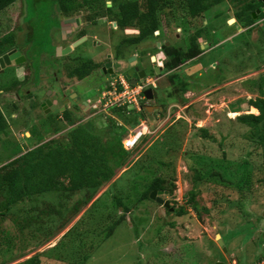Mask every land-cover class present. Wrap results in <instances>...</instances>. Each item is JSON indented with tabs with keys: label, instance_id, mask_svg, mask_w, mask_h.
Segmentation results:
<instances>
[{
	"label": "rangeland",
	"instance_id": "374dc122",
	"mask_svg": "<svg viewBox=\"0 0 264 264\" xmlns=\"http://www.w3.org/2000/svg\"><path fill=\"white\" fill-rule=\"evenodd\" d=\"M60 1L18 0L0 12V41L6 36L17 40L19 51L26 58L0 74V109L8 123L7 134L0 136V168L47 139L62 140L69 132L70 123L63 115L44 111L39 101L44 98L40 92L45 88L47 92L51 86L57 88L52 82L53 76L59 74L57 62L79 58L83 60L78 64L83 65L94 49L95 53L107 49L94 45L90 39L69 55L60 56L55 51L56 41L63 39L59 36ZM136 2L133 4L135 8L138 4L139 9L141 2ZM66 3L74 4L73 8L89 6L78 0ZM108 4L114 11L116 0ZM95 10L101 16L110 15L105 11L104 0L101 9ZM218 13L221 20H216ZM263 15L261 12L260 16ZM92 16V12L85 11L82 18L87 34H93L94 27L86 22ZM163 17L168 28L163 25L159 40L170 43L167 56L175 57L179 48L187 53L196 31L204 34L197 42H203L209 34L210 45L205 50L201 48L204 50L201 61L188 60L160 79L164 94L158 103L149 104L150 108L152 103L160 107L148 113L147 128L141 129L142 120L134 128L123 124L122 129L114 128V132L125 131L122 144L132 131L136 134L132 132L131 138L139 131L142 137L133 149L122 154L125 167L96 198L115 183L120 188L125 185L132 193L130 202L125 201L130 211L125 213L112 202L115 191L105 200L115 207L109 216L103 201L92 207V203L85 208L82 205L83 210L74 215L71 210L79 202L74 205L72 201L82 199L81 193L73 196L56 191L41 197L34 195L31 200L3 209L5 215H0V264L17 259L13 263L16 264L37 253L42 254V264H264V124L252 129L237 121L240 115L254 114L249 100L259 97L257 82H264V17L255 18L252 31L234 23L231 7L223 4L201 17L202 23L172 9L164 12ZM104 22H99V37L103 41L116 39L109 46L115 47L122 35L126 39L122 28L117 30L121 33L113 34L112 27L107 28ZM156 41L152 36L144 44L148 53L143 54L145 65L150 54H161L154 49ZM142 50L141 46L135 48L136 52ZM122 52L135 53L130 49ZM99 80L89 77L77 82L74 91L84 95ZM167 99L177 102L168 106ZM164 104H167L165 108ZM160 110L165 114L159 115ZM83 116L94 119L97 128L104 126L98 119L107 120L90 113ZM119 123L115 121L114 126H120ZM150 125L154 128H149ZM18 153L21 154L15 156ZM162 160L170 164L165 169L168 177H163L173 180L175 186L173 191L167 188L159 195L169 202V208L152 199L139 203L137 197L148 184L140 185L141 177L135 172L142 167L141 172L149 180L164 175L162 170L145 172ZM195 169L203 178L197 188L193 180ZM191 192L197 193L196 209L188 202ZM180 207L186 208L187 213L175 216L174 210ZM102 214L107 215L106 226L123 219L106 240L100 235L104 228ZM218 235L223 245L218 244ZM85 256H89L86 261Z\"/></svg>",
	"mask_w": 264,
	"mask_h": 264
},
{
	"label": "trees",
	"instance_id": "16d2710c",
	"mask_svg": "<svg viewBox=\"0 0 264 264\" xmlns=\"http://www.w3.org/2000/svg\"><path fill=\"white\" fill-rule=\"evenodd\" d=\"M17 1L18 0H0V12ZM67 1L71 2L72 0H61L60 2L62 5H60L63 10L61 11L66 17H69L72 11H76L77 8H73L74 4L67 5ZM133 2H136V0H116V5L114 6L115 12L108 8V13L117 16L119 26L122 28L136 26L137 29H139L140 35L137 38L131 39L133 44L139 43L140 40H144L147 37H152L156 31L163 30V25L165 24L163 23V14L168 9L179 12L181 16L189 15L192 17L191 20L198 19L202 23L200 18L204 17L213 7H218L222 4L228 5L232 9L236 23L239 24L241 28L247 29V31H252L253 29V27H251L255 23L253 13L255 14L257 9H261L262 12H264V0H140L141 6L139 9L138 4H136L135 8ZM137 10L139 13L136 12ZM215 16L216 20H221L220 13L215 14ZM259 17H264V15ZM165 25L168 28L167 22ZM203 35L204 34H201V32H195L190 39L191 46L187 53L179 48V53L177 52L175 57L172 55L167 56L170 50L166 48V57L169 58L166 67L168 69L179 68V65L186 63L188 60L195 63L200 60L201 55L204 56V51L201 49L197 39L202 38ZM206 37L209 38L210 35L207 34ZM16 43L17 42L12 37H4V39L0 41V55ZM197 57L198 59H194ZM171 58L172 60H170ZM92 62V60H88L79 69L74 71L79 79H85L91 76V74L98 69L99 66H94ZM28 82L29 78L27 79V83ZM256 91L259 97L254 100H249V105L253 107L251 110H253L254 114H243L237 118L240 124L252 129L260 128L264 124V82H257ZM104 103L105 102H102L100 104L101 109L105 107ZM144 103L145 101L143 104ZM166 105L167 104H164L162 107L165 108ZM127 108V106H113L104 113H100L101 118L107 119L105 122L98 119L99 123H104L103 128H97L94 119L84 121L85 116L74 119L70 113L65 112L64 118L72 126H76L66 133L62 140L60 138H55L45 143H40L31 151H27L22 156L11 160L0 168V215H5L3 209H9L27 200H31L34 195L41 197L46 193L56 191L71 194L73 196L81 193L82 199H80V197V200L74 201L73 199L72 201L74 205L79 202L71 210H74V215L76 216L80 210H83L81 207L82 205L85 208L92 203V207L94 204L100 203L101 201H103L102 205L105 206L106 211H108L106 214L109 216L110 212H114L113 209L115 207L113 208L112 204L109 206V202L106 203L105 200L106 197L111 196L114 191L112 202L115 203L117 208H122L123 212L128 213L130 209L125 204V201L130 202L132 193L125 185H123L124 188H120V184L115 183V186L113 185L109 191L102 193L96 198L101 190H103L119 171L125 167V163L121 161L123 158L122 154L127 152L123 148L121 142L124 138L125 131L114 132V128L122 129V124L134 128L138 125L140 120L143 121V119L149 116L146 110L137 113V111L132 109L129 111ZM256 109L259 111L258 115H255V113H258ZM158 113L159 115L165 114L163 112ZM115 121L117 123L121 121L122 123H119L120 126L117 127L114 126ZM7 128L8 123L0 109V136L7 134ZM150 128L153 129L154 126L150 125ZM203 131L205 132V130ZM19 154L21 153L15 156ZM169 166L170 164L162 160L158 162L157 165L152 164V169L145 167V169L147 168L145 172H148V170L152 173H157V171L160 170L163 171L164 175H159L151 180L143 175L142 167L140 171L135 172L136 175L141 177L140 185H142L143 182L146 183L144 186L148 184L146 190L137 197L139 203L151 200L150 194L154 191L163 192L166 191L167 188L173 191L175 188L173 180H168L163 177H168L165 169ZM127 171L128 170L124 173H127ZM197 171L195 169V176L193 179L195 188L199 187V182L203 179L201 177L202 175L200 176L199 171ZM251 188L252 186H250L249 189ZM126 192H128V194ZM196 194V192H191L188 195V202L194 209L197 207L195 201ZM134 197L136 196L134 195ZM80 201H83V204H80ZM168 213L171 214L172 212L168 210ZM173 213L175 216L181 217L187 212L186 208L180 207L175 209ZM107 215L102 214L101 216V225L104 227L100 234L103 235L102 240L110 238L116 230L118 223H121L123 220L106 226L107 224L104 219H107ZM41 255L42 254L37 253L16 264H42ZM88 259L89 256H85L83 260L86 261ZM14 262H17V259L11 261L10 264Z\"/></svg>",
	"mask_w": 264,
	"mask_h": 264
},
{
	"label": "flooded vegetation",
	"instance_id": "af4514ba",
	"mask_svg": "<svg viewBox=\"0 0 264 264\" xmlns=\"http://www.w3.org/2000/svg\"><path fill=\"white\" fill-rule=\"evenodd\" d=\"M78 1L80 3H84L89 6L84 7V6L79 5L80 7L77 8L76 11L75 10L72 11L69 17H66L64 13L61 11L62 25L60 27L59 36L60 38L63 37V39H60V42L56 41L57 44L55 47V51L57 49L60 56L62 54L64 56H66L67 54L69 55L73 51L77 52V48H79V46L74 47V44L82 39H85L83 43L92 39L94 45L98 47L104 46L107 49H104L101 51L99 50L97 53H95V49L93 50L92 52L93 55H90L88 60H92L93 65L94 66L98 65L99 67L97 70H95L91 74V76H88L85 79H79L78 75L74 73L75 70L79 69L82 66L81 64H78V63L83 59H79V58L71 59L70 58L68 59V61L64 59L59 60L60 62H57L59 74H57L56 76H53L52 78V82L54 83V85L57 84V88H55V86L54 87L51 86L50 92H47L48 91L47 88L44 89V92H40V93H43V96H44L43 100L42 99L39 100L41 109L47 112H51V111L60 112L63 115L62 116L63 119H64L65 112H68L71 115H75L73 116L74 119L80 118L84 113H92V111H94L96 108L97 109L99 108L100 104L92 105V100H91L92 98L90 97L95 98L96 94H98L100 90L101 92L103 91L107 92L105 90L108 88V86H110L112 83H114L118 79L126 78L127 72L131 69H134L135 72H133V75L131 76L130 80L126 78L128 81H131V82H133L134 80L140 81L139 73L142 71L145 73L144 80L148 79L149 82H152L151 80L153 79L155 81L154 82L156 86L155 93L157 94L158 98L156 97L157 99L149 101L148 104H151V102H157V100L160 97L162 98L164 93L159 84V81L161 78H163V76L164 77L168 76L172 71H168V68L165 66L166 64L164 63L165 62L164 59L166 58L165 60H167V57L164 58L162 56L150 54L149 57L147 58L148 63L147 65H145L146 63H144L145 59L143 60L144 58L143 54L146 56L148 53H146L147 51L144 50L146 49V45L144 44H146V42L148 44L151 37H147L144 40H140L139 43L133 44L131 42V39L137 38L140 35L139 29H137L136 26L122 28L121 26H119L118 21H117V16H115V14L110 13V15H103V16L99 15L98 14L99 12L95 9L96 7L101 9L103 0H78ZM109 1L110 0H104L105 11H108V8L110 9V6H109L110 4H108ZM85 11L92 12V15H93L92 19H89L86 22L88 26L94 27L93 34H87L84 32V25H83L84 22L82 18L84 17ZM261 12H262L261 9H257L256 18L258 19L260 18L259 16ZM69 20H71V22L67 23V21ZM101 20H105L103 25L107 26V28H110V26L112 27L111 29L113 31L111 30V32L113 34L121 33L120 31H117V30L122 28V31L125 33L124 37H126V39H122L123 37L122 35L120 41L119 40L116 41L118 43L115 47L109 46L108 44L110 42L113 43V41H115L116 39L103 41L99 37V33H100L99 31L101 28V25H99V22ZM235 23H236V19H235ZM251 27L254 28V26H251ZM128 28H132V29H128ZM211 32L213 33V31ZM132 33H136V34L133 35ZM127 35H129L128 38H127ZM153 36L158 39V41H156L155 43L154 49L159 51V53L166 55L165 49L170 48V43L165 41L164 39L162 41L159 40V37H161V33L159 31L154 32ZM17 45H18V42L16 43V46L14 45L8 48L6 51H4L0 55V57L8 53H11L13 51L18 52L19 47ZM139 46L143 48L142 52L135 51V48H138ZM69 47H72L71 52L64 54L65 49ZM128 49H130V51L135 52V53L126 55L127 53L122 52V50H128ZM153 57H155L156 59L153 60ZM12 65H14V63ZM163 70H165L166 73H163L164 72ZM54 71L55 70H53V73ZM58 75H60V77H58ZM43 77L45 78V74L43 75ZM46 77L48 78V76ZM89 77L90 78H93V77L100 78V80L97 83L96 82L94 83V88H92L91 90L85 91V94H89V93L91 94L89 95V97L85 96V94L82 95V93L80 94L74 91L75 83L84 82ZM44 86L45 85H42V87ZM103 93H101V96ZM47 102H49L50 104H48ZM98 102L99 101L95 103H98ZM146 106L147 105H143L142 109L146 110ZM152 106L155 107L156 109H159L158 106L154 105L153 103H152ZM100 112L101 111H94L93 114L96 115V114H99ZM102 113H104V110Z\"/></svg>",
	"mask_w": 264,
	"mask_h": 264
},
{
	"label": "clouds",
	"instance_id": "9594fccd",
	"mask_svg": "<svg viewBox=\"0 0 264 264\" xmlns=\"http://www.w3.org/2000/svg\"><path fill=\"white\" fill-rule=\"evenodd\" d=\"M234 21V23H235V20H233ZM233 23V24H234ZM205 50V49H204ZM23 55V54H22ZM24 56V55H23ZM156 58L155 57H153V60H155ZM131 70H134V69H131ZM130 71V70H129ZM128 71V72H129ZM127 72V73H128ZM134 72H135V70H134ZM127 79H129L130 80V78L131 77H126ZM126 78H122V79H118L117 81H115L114 83H112L110 86H108V88L105 90V91H107V92H102L103 94H102V96H101V101L100 102H98V103H92V105H96V104H101L102 102H106L107 101V99H108V97H109V92H111L112 90H113V86H115V87H121L122 86V80L123 81H125V82H127L129 85H131L132 87H136V86H145V88H144V90H143V93H142V97H143V99L142 100H140L139 101V109L136 107V105L135 104H126V105H123V106H129L130 107V109H132V110H134V111H137V112H142L143 111V109H142V106L143 105H146V103H149V101H151V100H147L146 99V96H145V91H147V90H153L154 92H156L155 90H156V86H155V84H154V80L152 79L151 81L153 82H149V80L148 79H146V80H143L142 82L141 81H136V83L135 84H133L131 81H128ZM104 95H106V97L104 96ZM145 101V103L143 104V102ZM105 104V103H104ZM110 107H113V106H108V107H104L103 109H101L100 108V105H99V108L97 109H95L94 111H101L100 113H102L103 112V110H104V112L105 111H107ZM132 107V108H131ZM257 110V109H256ZM94 111H92V113H90V115L91 114H93L94 113ZM258 111V110H257ZM259 112V111H258ZM100 113L99 114H96V115H94L95 117H100ZM86 114H88V113H85V115ZM4 115V114H3ZM84 117V116H83ZM65 119V118H64ZM87 120H89V119H87V117L85 116V119H84V121H87ZM144 120H146V119H144ZM142 123H143V126L144 127H146L147 128V123H144V121H142ZM147 125V126H146ZM75 126L76 125H71V124H69V126L67 127V130L68 131H70V130H72L73 128H75ZM143 126L141 127V129L143 128ZM149 128H150V126H149ZM132 131V130H131ZM133 132V131H132ZM132 132H131V134H130V137L129 138H127V139H125V140H128V139H130L131 138V136H132ZM134 133V135L136 134V132H133ZM139 133H141L140 131H139ZM137 136V135H136ZM141 137H142V135H140L139 137H138V139L137 140H135V144H134V147L137 145V143L139 142V140L141 139ZM132 139V138H131ZM51 140V139H50ZM124 140V141H125ZM48 141V139L45 141V142H47ZM45 142H43V143H45ZM123 146H124V142H123ZM133 147V148H134ZM35 148V147H34ZM33 148V149H34ZM132 148V149H133ZM124 149L127 151L128 149H126L125 147H124ZM32 150V149H31ZM30 149L29 150H27V151H31ZM131 150V149H130ZM26 151V152H27ZM26 152H24L23 154H25ZM22 154V155H23ZM263 262H264V260H263ZM262 262V263H263ZM258 264H260V263H258Z\"/></svg>",
	"mask_w": 264,
	"mask_h": 264
},
{
	"label": "water",
	"instance_id": "95a60500",
	"mask_svg": "<svg viewBox=\"0 0 264 264\" xmlns=\"http://www.w3.org/2000/svg\"><path fill=\"white\" fill-rule=\"evenodd\" d=\"M253 17H254V19L257 17L256 13L253 14ZM68 22H71V20L67 21V23ZM84 40L85 39H82V40L76 42L74 44V47H77L80 44H82L84 42ZM202 48H204V47H202ZM71 49H72V47H69V48L65 49L64 54L70 53ZM25 61H26L25 56H23L21 54V52H19V51L18 52L13 51L11 53H8V54L0 57V74L3 73L4 70L8 66H11L13 63L15 65H18V64H21L22 62H25ZM133 72H134L133 70H130L127 73V77H131L133 75ZM144 75H145V73L143 71L139 73V78H140L141 82L144 80ZM132 83L135 84L136 80H134ZM145 96H146L147 100H153V99H155L157 97V94L153 90L150 89V90L145 91ZM47 103L50 104L49 102H47ZM160 194H162V192L154 191V192H152L150 194V198L152 200L156 201L157 203L163 205L165 208H169V202H166L163 199H161L159 197ZM217 239H218V244H220V245L224 244V242H223L222 238L220 237V235L217 236ZM217 264H222V263H217Z\"/></svg>",
	"mask_w": 264,
	"mask_h": 264
},
{
	"label": "built area",
	"instance_id": "2783aa9c",
	"mask_svg": "<svg viewBox=\"0 0 264 264\" xmlns=\"http://www.w3.org/2000/svg\"><path fill=\"white\" fill-rule=\"evenodd\" d=\"M145 86L132 87L127 82L122 80L121 87L113 86V90L109 92V97L105 102V107L108 106H123L126 104H135L139 109V101L143 99L142 93ZM106 97V95H104ZM144 128V126H143ZM142 133L137 132V136ZM135 141L131 143V139L124 141V147L128 150L134 147ZM264 263V262H263Z\"/></svg>",
	"mask_w": 264,
	"mask_h": 264
},
{
	"label": "crops",
	"instance_id": "0c3cea01",
	"mask_svg": "<svg viewBox=\"0 0 264 264\" xmlns=\"http://www.w3.org/2000/svg\"><path fill=\"white\" fill-rule=\"evenodd\" d=\"M209 39H210V37H209V38H207V37L203 38L204 41L202 40L203 42H200V43H199L200 46H201V48H202V47H204V48L207 47V48H208V46L210 45V43H209V42H210ZM204 48H202V49H204ZM203 51H204V50H203ZM160 56L164 57L163 54H160ZM165 56H166V55H165ZM164 58H165V57H164ZM165 59H166V58H165ZM165 59H164V61H165ZM161 60H162V59H161ZM164 63L166 64L167 62L165 61ZM165 66H166V65H165ZM175 69H179V68L168 69V71H172V72H173ZM172 72H171L169 75H171ZM169 75H168V76H169ZM161 88H162V87H161ZM162 90H163V89H162ZM101 93H102V92H101V90H100L99 93L96 94V96H95V98H94V101H92V103H95V102H97V101H99V102L101 101V100H100V99H101ZM155 99H157V98H155ZM174 99H175V98H174ZM174 99H173V100H171V99H167V100H168V103H167L168 106H170V104H174V103L177 102V101H174ZM169 101H170V102H169ZM146 105H147V106H146V110H147L148 113L151 111V109H153L152 112L155 111V109H156L155 107L151 106V108H150V105H149L148 103H146ZM158 107H160V105H159ZM252 108H253V107H251V109H252ZM160 112H163V111L160 110ZM137 113H140V112H137ZM143 121H144V123H146V120L143 119ZM51 242H52V241H51Z\"/></svg>",
	"mask_w": 264,
	"mask_h": 264
},
{
	"label": "bare ground",
	"instance_id": "6f19581e",
	"mask_svg": "<svg viewBox=\"0 0 264 264\" xmlns=\"http://www.w3.org/2000/svg\"><path fill=\"white\" fill-rule=\"evenodd\" d=\"M138 137H139V135H138V136H135V137H133V138L131 139V143H133L135 140H137V139H138Z\"/></svg>",
	"mask_w": 264,
	"mask_h": 264
}]
</instances>
